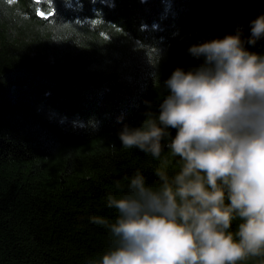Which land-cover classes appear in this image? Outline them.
I'll list each match as a JSON object with an SVG mask.
<instances>
[{
	"label": "trees",
	"instance_id": "trees-1",
	"mask_svg": "<svg viewBox=\"0 0 264 264\" xmlns=\"http://www.w3.org/2000/svg\"><path fill=\"white\" fill-rule=\"evenodd\" d=\"M262 15L264 0H0V264L99 259L91 218L114 221V182L158 163L119 133L158 114L164 82L201 62L191 46L247 39Z\"/></svg>",
	"mask_w": 264,
	"mask_h": 264
},
{
	"label": "clouds",
	"instance_id": "clouds-1",
	"mask_svg": "<svg viewBox=\"0 0 264 264\" xmlns=\"http://www.w3.org/2000/svg\"><path fill=\"white\" fill-rule=\"evenodd\" d=\"M242 36L191 46L201 62L164 82L158 114L119 133L158 162L154 179L114 182V221L91 218L107 250L86 264H264V54L246 47L264 39V15Z\"/></svg>",
	"mask_w": 264,
	"mask_h": 264
},
{
	"label": "water",
	"instance_id": "water-1",
	"mask_svg": "<svg viewBox=\"0 0 264 264\" xmlns=\"http://www.w3.org/2000/svg\"><path fill=\"white\" fill-rule=\"evenodd\" d=\"M40 17H45L43 14L40 13Z\"/></svg>",
	"mask_w": 264,
	"mask_h": 264
}]
</instances>
